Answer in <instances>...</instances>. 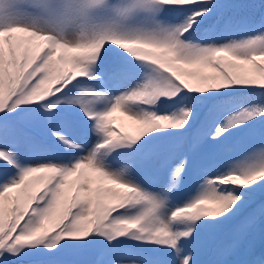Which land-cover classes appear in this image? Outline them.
<instances>
[{"label":"snow or ice","instance_id":"1","mask_svg":"<svg viewBox=\"0 0 264 264\" xmlns=\"http://www.w3.org/2000/svg\"><path fill=\"white\" fill-rule=\"evenodd\" d=\"M0 264H264V0H0Z\"/></svg>","mask_w":264,"mask_h":264},{"label":"rangeland","instance_id":"2","mask_svg":"<svg viewBox=\"0 0 264 264\" xmlns=\"http://www.w3.org/2000/svg\"><path fill=\"white\" fill-rule=\"evenodd\" d=\"M114 115H116L117 117H119L120 116V114L119 113H116V114H114ZM124 123H125V125H126V130L127 131H135L133 128H131V127H127V121L126 120H124L123 121ZM117 123L119 124V123H121V120H119L118 119V121H117ZM257 241H258V244L260 245L261 243H262V240H261V238L259 237V235H257L255 238H253V242H256L257 243ZM247 242H245V244H246ZM258 245V246H259ZM244 257H245V246L244 245H242L231 257H229V259L230 260H232V261H234V262H236V261H241V260H243L244 259Z\"/></svg>","mask_w":264,"mask_h":264},{"label":"trees","instance_id":"3","mask_svg":"<svg viewBox=\"0 0 264 264\" xmlns=\"http://www.w3.org/2000/svg\"><path fill=\"white\" fill-rule=\"evenodd\" d=\"M254 243H255L257 246L259 245V244H258V241H257V243H256V242H254ZM244 258H245V257H244Z\"/></svg>","mask_w":264,"mask_h":264}]
</instances>
